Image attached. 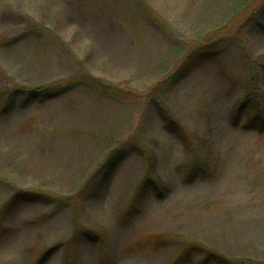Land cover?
I'll list each match as a JSON object with an SVG mask.
<instances>
[{
  "label": "rangeland",
  "instance_id": "obj_1",
  "mask_svg": "<svg viewBox=\"0 0 264 264\" xmlns=\"http://www.w3.org/2000/svg\"><path fill=\"white\" fill-rule=\"evenodd\" d=\"M258 111L264 0H0V264H264Z\"/></svg>",
  "mask_w": 264,
  "mask_h": 264
},
{
  "label": "trees",
  "instance_id": "obj_2",
  "mask_svg": "<svg viewBox=\"0 0 264 264\" xmlns=\"http://www.w3.org/2000/svg\"><path fill=\"white\" fill-rule=\"evenodd\" d=\"M191 56L187 58V60L180 66V68L176 71V73L171 77V79H175L177 82H181L183 79L187 78L189 74L193 71L195 68L194 59H192ZM54 95H57L54 92H51L49 88L46 87H38L36 89H31L27 91L24 103L27 104L28 102L36 99L44 101L46 99H49L53 97ZM246 103H242L238 110L233 114L236 118V122H234L236 125L238 124V120L240 117L241 112L244 110ZM243 128L247 130H255L260 133L264 132V116L261 112H257L256 115L243 126ZM120 154L116 153L113 154L111 157L108 158L105 165L103 166V171H99L103 174L104 180L108 181L111 173H114L116 168L118 167L120 161ZM46 196H44L43 193L40 192H33V191H26L20 194H17L15 197V200L17 201H28V202H35V201H45ZM95 241V240H94ZM204 261H209L214 264H227L228 260L223 257L221 254H219L217 251H210L205 252V259ZM65 264H69L68 261H66Z\"/></svg>",
  "mask_w": 264,
  "mask_h": 264
}]
</instances>
